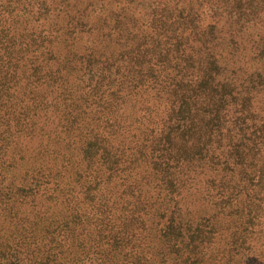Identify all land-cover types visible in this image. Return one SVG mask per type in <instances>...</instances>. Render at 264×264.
Segmentation results:
<instances>
[{
	"label": "rangeland",
	"instance_id": "obj_1",
	"mask_svg": "<svg viewBox=\"0 0 264 264\" xmlns=\"http://www.w3.org/2000/svg\"><path fill=\"white\" fill-rule=\"evenodd\" d=\"M12 1L16 14L11 25L17 31L18 45L0 47V249L8 247L5 239L9 235L32 231L40 237L39 211L50 202L47 197L54 196L55 214L65 211L58 208L68 202L72 209L66 211V218L73 234L84 241L91 235V244L99 241L104 248L100 237L109 231L111 218L121 227L112 232L126 234L119 216L130 219L131 210L144 196L135 190L143 185L138 174L148 179L152 171L151 166H137L139 100L152 98L144 106L154 109L157 94L171 100L178 97L174 95L178 85L165 93L152 91L149 96L142 75L137 78L139 87L127 76L135 92L126 102L115 95L111 99L97 95L94 90L99 85L93 81L98 80L100 54L119 52L127 32L134 33V43L137 36L149 35L153 28L162 40L161 49L170 53V60H163L167 67L171 69L174 61L186 64L183 80L189 86L208 76L217 84L196 99L206 101L214 112L218 108L216 119L203 127L204 143L214 149V162H199L197 148L180 143L190 161L178 171L182 188L173 193L179 199L186 197L193 208L192 222L211 212L202 187L209 177L217 178L222 172L211 165L220 167L218 162L233 156L241 144L238 128L250 107L258 102L257 111L264 115V0H134L126 3L127 14L116 8L114 0ZM102 3L107 9H100ZM106 13L111 20L102 28L101 16ZM110 27L125 28L123 36H108ZM205 36L213 39H198ZM89 54L95 57L93 65L87 62ZM157 81L147 86L154 87ZM190 187L196 189L189 191ZM192 198L196 199L191 207L188 199ZM134 232L135 242L144 238L158 249L168 246L156 238L158 228ZM129 233L133 234V228ZM188 234L185 244L190 240ZM74 251L80 253L77 248ZM5 261L0 258V264Z\"/></svg>",
	"mask_w": 264,
	"mask_h": 264
},
{
	"label": "trees",
	"instance_id": "obj_2",
	"mask_svg": "<svg viewBox=\"0 0 264 264\" xmlns=\"http://www.w3.org/2000/svg\"><path fill=\"white\" fill-rule=\"evenodd\" d=\"M132 1L134 0H114V3L118 6L116 8L127 14L125 11L128 8L125 5ZM100 6V9H107L105 3ZM15 12L12 0L5 3L0 0L1 48L18 45L15 39L17 31L11 25ZM101 19L102 28L108 27L110 15L106 13ZM79 23L80 21L75 22L74 26L80 25ZM156 25L155 28H158L160 22ZM109 29L108 36L115 34L116 37H121L125 28L121 31L114 27ZM153 31L152 28L151 34L141 38L137 36L134 43V33L127 32L122 37L123 48L120 47L119 52H111L108 56L100 54L103 59L96 66L98 80L93 81L96 86L99 85L94 90L98 96L111 99L115 95L121 102H126L135 92L133 88H129L127 76L133 79L135 87L140 86L137 78L141 75L145 77L143 83L150 91L149 96L154 91L156 94L162 90L165 93L178 85V89L174 90V95H178L176 100L167 98L166 94H157L154 109L144 106L152 101L146 94L148 98L139 100L142 113L137 116L140 135V139H136L140 144H135L140 160L137 166L142 165L145 169L151 166L152 171L146 176L148 179L143 178L141 172L138 174V180L143 185H137L135 190L142 191L144 196L138 199L135 209L131 210L130 219L127 221L119 216L126 234L112 232L114 228L121 227L111 218L109 231L100 237L106 245L104 248L99 241L91 244V235L84 241L82 236L73 234L66 218V211L72 209L68 206L69 203L65 202L58 208L59 211L66 209L65 211L55 214L52 202H56L57 198L47 197L50 202L45 203L43 212L39 211V223H42L38 231L40 237L32 231L6 237L8 247L0 249V258L6 259L5 264H264V115H259L257 111L258 102L255 107H250L251 111L247 110L248 116L238 128L241 144L236 145L237 150L232 151L233 156L218 162L217 165L222 164L220 167L211 165L214 171H222L217 178L209 177L206 187H202L206 203L212 207V211L192 222L189 216L193 208L187 204L186 197L179 199V194H173L176 189L182 188V176L178 178V171L180 173L190 161L186 159L188 154L181 144L196 147L199 162H214V149L204 143L206 129L203 127L216 119L218 108L215 107L214 112L208 108L206 101L198 103L196 99H202V91L209 86L212 89L217 84L211 83L212 79L208 76L189 86L188 81L183 80L187 65L182 61H174L171 69L167 67L163 60H170V53L161 49L162 40ZM198 39L208 41L213 36ZM94 58L89 54L88 64L93 65L96 62ZM151 80H158L157 83H152L154 87L147 86ZM118 109L121 110V106ZM121 126L125 130L124 124ZM139 169L140 167L137 171ZM146 184L147 190L144 189ZM190 188L189 191L196 189ZM195 199H188L191 207V201ZM162 202L164 206H161ZM150 218L152 219L148 222ZM147 227L158 228L160 233L155 237L168 246L158 249L153 242H146L144 238L135 242L134 230ZM131 228L133 234L129 233ZM88 232L86 230L83 236ZM187 232L190 233V240L185 244L184 235ZM147 236L151 238L150 235ZM196 240L200 242L195 243ZM34 247L36 250H30ZM74 248L80 253L74 251ZM3 249H7L5 255L2 253Z\"/></svg>",
	"mask_w": 264,
	"mask_h": 264
}]
</instances>
